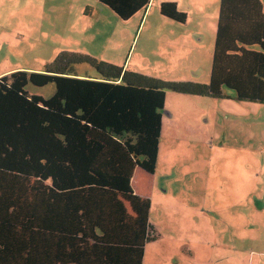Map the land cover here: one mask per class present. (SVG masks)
Here are the masks:
<instances>
[{
  "label": "trees",
  "instance_id": "16d2710c",
  "mask_svg": "<svg viewBox=\"0 0 264 264\" xmlns=\"http://www.w3.org/2000/svg\"><path fill=\"white\" fill-rule=\"evenodd\" d=\"M121 20L151 0H98ZM162 16L185 23L176 2ZM87 63L98 77L77 74ZM31 83L54 84L44 99ZM264 103V6L220 0L209 82L166 81L63 51L0 77V264H143L157 239L132 187L157 167L166 93ZM234 91V96L229 91Z\"/></svg>",
  "mask_w": 264,
  "mask_h": 264
},
{
  "label": "crops",
  "instance_id": "0c3cea01",
  "mask_svg": "<svg viewBox=\"0 0 264 264\" xmlns=\"http://www.w3.org/2000/svg\"><path fill=\"white\" fill-rule=\"evenodd\" d=\"M166 1L176 2L178 9L187 14L186 22L177 23L160 13L161 21H167L168 26L159 27L154 26V23L151 24L145 38L148 34L154 33L157 43L150 48L147 40L142 51L136 53L135 62H130V65L126 66L131 70L163 80L166 78L161 74L178 70L183 66L196 69L191 61H185L183 57L191 55L194 49L193 55L198 57L201 50L210 48L208 41L203 42L206 24L202 21L192 23L193 17L189 9L182 7L183 0H159L158 6L160 7V4ZM188 1L193 8L198 9V0ZM154 2L151 10L155 7ZM147 12V10L142 12L143 18ZM150 12L147 15V21ZM208 17L209 15H207V23L210 21ZM96 33L97 30L94 34ZM149 49L150 54L146 52ZM143 61L147 63V66L137 68V64ZM151 63L155 65L151 67ZM13 69L15 68L1 71L0 76L10 73ZM209 79L210 73L207 82ZM179 95L166 93L155 172L147 173L138 168L132 180V187L137 195L149 198L151 203L153 197L160 195L163 203V207L159 208L158 216L155 215L151 205L149 221L157 239L146 245L143 264H212V261L215 263L214 257H218L211 249L214 248L213 242L217 247L222 242L225 252L223 257L218 258L223 259V264H227L225 242L239 240L242 245L248 242H264V103L239 100L240 103H238L235 98H226L215 99L212 104H216H210L211 107H202L198 106L204 103L197 101L200 98L195 99V96L187 94ZM169 97L177 103L169 105ZM253 140L255 144L252 143ZM232 144L240 145L254 153L246 155V159L251 162L250 165L255 170L254 173L251 174L240 164V168L237 167L239 179L236 187L231 188L224 184L227 198L233 199L230 193L236 201L229 205L222 202L215 204L217 196L212 195L213 204L207 205L203 201L198 203L197 208L183 201L185 189L181 168L187 162L184 161L187 156L191 157L193 154L196 158L212 163L226 160L222 149ZM216 149L220 151L215 152ZM166 163L171 166L167 170L163 169ZM161 173L162 176L159 177ZM203 189L206 196L211 192L208 186H204ZM216 191H221L218 184L212 185V193L215 194ZM228 209L232 210L230 211L231 220H239L237 222L239 229L238 232L229 233L227 226V235H221L215 232L214 218L210 216V213L213 215ZM155 247L158 257L153 255L155 258H152L150 249ZM173 258L175 263H172Z\"/></svg>",
  "mask_w": 264,
  "mask_h": 264
},
{
  "label": "rangeland",
  "instance_id": "374dc122",
  "mask_svg": "<svg viewBox=\"0 0 264 264\" xmlns=\"http://www.w3.org/2000/svg\"><path fill=\"white\" fill-rule=\"evenodd\" d=\"M158 1L151 0L144 18L141 12L128 20H121L108 6L98 0H0V72L9 68H15L11 72L17 70L39 72L44 70L46 64L52 62L59 53L63 51L75 52L74 49L78 50L76 52L89 54L99 60L117 65L126 63L128 67L130 62H135L136 53L142 51L147 40L150 48L157 43L154 33L148 34L145 38L150 25L154 23V26L166 27L169 24L167 21H161L159 17ZM198 1V9L193 8L188 0L182 1V7L189 9V13L193 17L192 23L202 21L206 24L203 42L207 43L208 41L210 48L209 50L206 48L205 51L201 50L198 57L193 55L195 49L191 55L184 56L183 59L191 61L192 66L196 69L183 66L178 70L161 74L166 78V81L207 82L209 78L220 0ZM261 1L264 6V0ZM153 2L155 7L151 10ZM207 15L210 19L208 23ZM96 30L97 33L94 34ZM146 52L150 54V49ZM152 65L155 64L151 63L150 66L152 67ZM145 66L147 63L144 61L137 64V68ZM77 74L80 75L79 77L98 75L96 70L87 63L77 66ZM26 89L31 94L40 95L44 99L51 97L55 92L54 84L39 87L29 83ZM228 91L230 95H234V91ZM167 92L169 95H179L170 90ZM190 96H195V99L200 98L197 101L204 103L198 106L202 107H211L210 104L215 102V98L207 96ZM168 102L169 105L177 103L171 100V97L168 98ZM238 103L240 102L238 101ZM252 143L255 144V140ZM219 151L220 149L215 150V152ZM249 153L254 154L252 150L232 144L222 149L226 160L212 163L204 161L202 158H196L193 154L191 157L187 156V159L184 160L187 162L181 168L182 183L185 189L183 201L193 205V208H197L198 203L203 201L207 205L213 204L212 195H216L215 204L234 203L236 199L232 194L229 193L233 199L227 198L224 184L231 188L236 187L239 179L237 167L240 168V164L251 174L254 173L255 170L251 167V162L246 159V155ZM168 167L171 166L166 163L163 169L167 170ZM161 176L162 173L159 177ZM215 184L219 185L221 191H216L213 194L212 185ZM204 186H208L211 191L207 196L204 194ZM151 205L155 215L158 216L159 208L163 207L160 195L153 197ZM230 211L232 210L228 209V211L213 213V215L209 212L210 216L214 218L215 232L227 235V226L229 233L238 232L237 222L239 220H231ZM222 245L220 242V246L217 247L213 242L214 248H211L219 258L223 257L225 252ZM224 247L227 248V264H259V262L264 264V242H248L242 245L239 240H233L225 242ZM150 250L152 258H155L153 255L158 257L156 247ZM218 257H214L215 263L212 261V264H223V259ZM176 260L179 261V259ZM172 263H175L174 258Z\"/></svg>",
  "mask_w": 264,
  "mask_h": 264
}]
</instances>
